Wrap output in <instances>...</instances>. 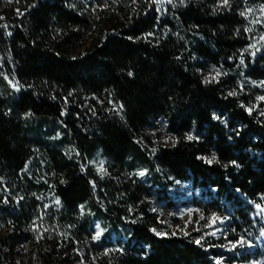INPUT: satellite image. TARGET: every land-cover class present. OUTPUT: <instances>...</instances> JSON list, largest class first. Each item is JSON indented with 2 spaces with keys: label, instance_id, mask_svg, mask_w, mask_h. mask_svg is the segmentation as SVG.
<instances>
[{
  "label": "trees",
  "instance_id": "obj_1",
  "mask_svg": "<svg viewBox=\"0 0 264 264\" xmlns=\"http://www.w3.org/2000/svg\"><path fill=\"white\" fill-rule=\"evenodd\" d=\"M244 1L185 0L163 15L143 5L76 56L66 45L78 32L56 48L46 34L87 26L81 0H27L13 18L0 20V170L18 177L39 146L65 221L83 233L99 220L102 248L124 243L103 252L100 264H226L218 247L193 235L159 233L163 223L146 197L155 190L166 197L173 178L191 180L216 209L230 212L229 237L258 234L253 213L264 205V99L257 94L264 87L252 81L264 84V45L256 55L248 50ZM249 1L264 7V0ZM213 63L228 74L206 80ZM63 94L79 104H67ZM83 95L92 102L83 105ZM158 117L177 136L174 145L156 146L148 135L145 127ZM99 152L107 174L94 163ZM1 210L0 224L12 217L20 227L32 217L26 206ZM21 238L17 230L0 234V264H18ZM259 252L228 261L250 262ZM39 264L73 259L54 243L41 251Z\"/></svg>",
  "mask_w": 264,
  "mask_h": 264
},
{
  "label": "rangeland",
  "instance_id": "obj_2",
  "mask_svg": "<svg viewBox=\"0 0 264 264\" xmlns=\"http://www.w3.org/2000/svg\"><path fill=\"white\" fill-rule=\"evenodd\" d=\"M27 0H0V20L13 18ZM185 0H81L84 6L89 23L85 27H53L46 34L48 43L56 48L62 39L72 32H78L80 38L66 45V49L74 56L79 55L86 49L100 43L104 36L114 30L121 20L129 23L138 10L147 7L155 8L161 15L170 12L169 7L178 5ZM232 0H227L228 5ZM241 12L246 19L247 31L249 33L248 50L256 55L264 45V7L259 4L245 0L241 6ZM10 23H5L6 31H10ZM227 70L215 63L211 64L203 72L206 80H213L227 75ZM11 87L18 89L19 85L14 78H8ZM254 85L261 88L264 84L259 81H252ZM242 84V83H241ZM61 95V94H60ZM60 95H57L59 97ZM75 97L74 94H70ZM67 104H79L73 97L63 94ZM80 96H78L79 98ZM92 96L83 95L81 99L84 104H89ZM259 100L264 99V92L257 94ZM100 103L103 99L98 98ZM113 109L119 106L110 101ZM93 109V108H92ZM44 128L50 130L47 123ZM148 135L156 146L174 145L178 138L169 129L168 123L163 117L152 119L145 127ZM58 132V131H57ZM102 174H107V159L101 156L100 152L94 159ZM83 167L87 163L82 162ZM52 173L45 159V155L39 146L34 145L33 154L27 165L20 171L18 177H10L0 170V214L2 207L10 208L12 211L19 210V207L26 206L32 213L30 221L18 227L12 217H8L0 224V234H7L17 230L22 233V238L16 246L15 258L18 264H39L42 250L51 248L57 244L63 249L65 255L73 259V264H100L99 257L103 252L111 249H123L124 243L116 242L107 244L104 248L100 245L103 238L104 225L97 220L92 231L78 233L77 227L65 221L62 212L65 210L60 197L54 190ZM173 178V177H172ZM168 187V195L161 196L157 190L154 194L147 195L146 200L150 203L163 228L158 230L161 234L169 231H177L186 235H193L197 241L218 247L222 254L220 261L226 264H264V205L258 204L257 210L253 213L254 225L258 227V234L240 235L238 238H231L228 234L230 212L216 209L211 202L210 195H205L201 189L196 187L191 180L173 178ZM58 201V202H57ZM210 212H207V207ZM215 205V204H214ZM18 228V229H17ZM127 235H122L123 240ZM114 239L117 236L114 234ZM260 250L258 256H254L250 262L234 260L229 262L232 255L241 256L247 251Z\"/></svg>",
  "mask_w": 264,
  "mask_h": 264
},
{
  "label": "snow or ice",
  "instance_id": "obj_3",
  "mask_svg": "<svg viewBox=\"0 0 264 264\" xmlns=\"http://www.w3.org/2000/svg\"><path fill=\"white\" fill-rule=\"evenodd\" d=\"M223 2L226 4L227 3V0H223ZM58 202V201H57Z\"/></svg>",
  "mask_w": 264,
  "mask_h": 264
}]
</instances>
